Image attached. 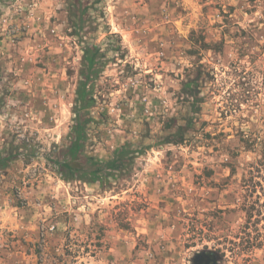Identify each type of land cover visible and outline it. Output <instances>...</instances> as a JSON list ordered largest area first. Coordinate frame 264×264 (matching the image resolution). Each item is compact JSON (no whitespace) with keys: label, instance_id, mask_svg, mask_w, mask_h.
Returning a JSON list of instances; mask_svg holds the SVG:
<instances>
[{"label":"rangeland","instance_id":"374dc122","mask_svg":"<svg viewBox=\"0 0 264 264\" xmlns=\"http://www.w3.org/2000/svg\"><path fill=\"white\" fill-rule=\"evenodd\" d=\"M40 3L0 0L13 45L26 33L0 54V188L27 223L0 233L25 252L9 264H193L199 252L264 264V0ZM198 72L192 104L182 88ZM87 74L78 162L143 150L105 187L61 180L50 162L67 159Z\"/></svg>","mask_w":264,"mask_h":264},{"label":"trees","instance_id":"16d2710c","mask_svg":"<svg viewBox=\"0 0 264 264\" xmlns=\"http://www.w3.org/2000/svg\"><path fill=\"white\" fill-rule=\"evenodd\" d=\"M82 52L83 62L86 65L87 72H89L94 68L97 58L101 56L99 48L96 45H91L83 48ZM199 77L200 72L192 80L183 84L182 90L189 93L193 100L192 104L201 102L199 97L201 93V86L198 83ZM88 79L89 76L87 74L84 79L79 80L75 92L74 124L70 129L71 140L66 151L67 159H55L50 162L61 180H75L86 185L105 187L112 179H117L118 176L119 179L126 176L134 159L142 154L143 150L131 149L128 145L123 144L115 149L111 157L104 163H100L92 157H84L86 168H83L78 162L84 156L83 145L85 138V127L84 123L79 120V113L80 111L89 110L95 103L92 91L88 86ZM178 131L180 130L178 129ZM2 160L6 159H0V165L5 166L2 164Z\"/></svg>","mask_w":264,"mask_h":264},{"label":"crops","instance_id":"0c3cea01","mask_svg":"<svg viewBox=\"0 0 264 264\" xmlns=\"http://www.w3.org/2000/svg\"><path fill=\"white\" fill-rule=\"evenodd\" d=\"M45 0H41V4L44 3ZM45 12V10H42ZM41 11V14H42ZM7 12H4L0 16V54L3 53V56H7L6 53L9 51V49L16 47L18 50L21 49L24 45V36L26 33L18 32L14 38H18L16 40L15 44L13 45L12 41L9 39L8 32L5 31L4 26H7V24H12L14 22V18H12L6 15ZM42 16V15H41ZM3 27V28H2ZM6 28V27H5ZM30 32V30H29ZM21 36V37H20ZM9 56V55H8ZM7 56V57H8ZM6 64V57H2ZM2 68L0 67V71L2 72ZM0 72V74H1ZM1 83V80H0ZM28 83V82H27ZM12 91V89H10ZM11 112V111H10ZM7 114V113H5ZM9 185V182L3 183V187L0 188V233L2 230H7L11 232H21L24 231L26 226V221L24 220L23 212L20 210H17L16 208L12 207V205H9L11 202V188L7 187ZM29 234V240L32 239V233ZM27 234V235H28ZM1 238V237H0ZM18 253V252H17ZM16 252L9 253V250L7 249V246L1 245L0 241V264H9V260L11 258V255L14 254V256H18L20 260L24 258L25 252L19 251V255Z\"/></svg>","mask_w":264,"mask_h":264},{"label":"flooded vegetation","instance_id":"af4514ba","mask_svg":"<svg viewBox=\"0 0 264 264\" xmlns=\"http://www.w3.org/2000/svg\"><path fill=\"white\" fill-rule=\"evenodd\" d=\"M215 255L210 252H199L194 255L193 264H214Z\"/></svg>","mask_w":264,"mask_h":264}]
</instances>
